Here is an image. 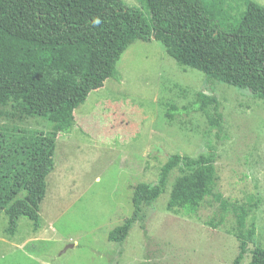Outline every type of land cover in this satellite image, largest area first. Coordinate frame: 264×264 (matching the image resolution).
Here are the masks:
<instances>
[{
  "label": "rangeland",
  "instance_id": "rangeland-1",
  "mask_svg": "<svg viewBox=\"0 0 264 264\" xmlns=\"http://www.w3.org/2000/svg\"><path fill=\"white\" fill-rule=\"evenodd\" d=\"M120 1L142 10L139 0ZM252 1L264 7V0ZM116 71L119 78L90 92L73 112L70 132L56 138L36 232L20 218L15 233H5L3 209L20 195L10 185L0 190V264H231L239 251L234 211L216 229L207 225L220 214L212 197L194 215L167 212L177 173L164 194L142 209V228L135 223L121 245L107 240L109 231L131 217L136 184H154L168 156L193 157L208 146L216 157L214 194L243 206L247 227L255 228L240 262L249 264L250 250L264 248V103L247 89L206 87L223 115L217 143L204 111L167 119L169 108L189 107L205 87L203 74L178 65L160 42H134ZM51 128L18 107L8 120L0 119V132L19 141L17 151L0 154V176L28 170Z\"/></svg>",
  "mask_w": 264,
  "mask_h": 264
},
{
  "label": "trees",
  "instance_id": "trees-1",
  "mask_svg": "<svg viewBox=\"0 0 264 264\" xmlns=\"http://www.w3.org/2000/svg\"><path fill=\"white\" fill-rule=\"evenodd\" d=\"M146 12L124 6L120 0H0V119L8 120L18 107L29 117L52 124L40 142L28 170L0 176L20 196L3 209L5 233L13 235L20 218L40 228V205L46 179L54 170L56 138L69 133L73 112L90 92L108 79L119 78L116 64L134 42H160L180 66L203 74L204 89L181 110L169 108L168 120L182 113L204 111L217 143L223 137V115L217 97L206 87L215 83L247 89L264 103V7L252 0H139ZM18 140L0 132V154L17 151ZM214 148L197 156L173 154L160 167L154 184L132 189V215L109 231L107 240L123 244L142 209L152 206L172 183L166 211L194 215L206 198L220 206L216 229L229 209L235 214L240 264L255 228L246 225L243 206L229 204L217 186ZM1 212V210H0ZM141 264H150L144 262ZM249 264H264V248L250 250Z\"/></svg>",
  "mask_w": 264,
  "mask_h": 264
}]
</instances>
